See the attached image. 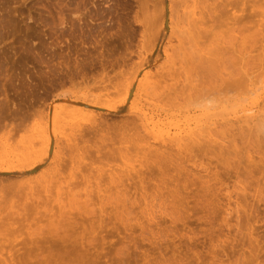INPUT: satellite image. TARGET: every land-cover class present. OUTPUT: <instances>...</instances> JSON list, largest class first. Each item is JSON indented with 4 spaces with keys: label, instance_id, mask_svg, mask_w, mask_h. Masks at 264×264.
Wrapping results in <instances>:
<instances>
[{
    "label": "rangeland",
    "instance_id": "rangeland-1",
    "mask_svg": "<svg viewBox=\"0 0 264 264\" xmlns=\"http://www.w3.org/2000/svg\"><path fill=\"white\" fill-rule=\"evenodd\" d=\"M263 118L264 0H0V264H264Z\"/></svg>",
    "mask_w": 264,
    "mask_h": 264
},
{
    "label": "bare ground",
    "instance_id": "bare-ground-1",
    "mask_svg": "<svg viewBox=\"0 0 264 264\" xmlns=\"http://www.w3.org/2000/svg\"><path fill=\"white\" fill-rule=\"evenodd\" d=\"M239 82H240V81L234 82V80H232V82L230 81L229 88H230L231 90L234 89L233 86H236V85H237L236 83H239ZM240 83H241V82H240ZM240 83H239V85H240ZM228 84H229V83H228ZM228 84H225V86H227ZM235 84H236V85H235ZM239 85H237V86H239ZM220 86H221V85H220ZM230 86H232V87H230ZM219 89H220V88H219ZM224 89H227V90H228V87H227V88L224 87ZM218 91H221V89L218 90ZM218 91H217V92H218ZM228 91H229V90H228ZM217 94H219V93H217ZM214 99H215V98H214ZM200 105H201V104H199L198 106H200ZM201 107L203 108V105H202ZM207 107H209V106H207ZM199 108H200V107H199ZM200 109H201V108H200ZM200 109H199V110H200ZM201 110H202V109H201ZM204 111H205V110H204ZM23 118H24V117H23ZM19 119L22 120V118H19ZM258 121H259V120H258ZM21 122H23V121H21ZM247 122H248V121H247ZM98 123H99V122H98ZM13 125H14V124H13ZM97 125H98V124H97ZM97 125L95 124V126H97ZM98 126H99V125H98ZM257 126L264 128V118L261 119V120L259 121V124H258ZM13 128H14V127H13ZM13 128H12V129H13ZM15 128H16V126H15ZM90 128H92V127H90ZM90 128H89V130H90ZM93 128H94V127H93ZM259 129H260V128H259ZM93 130H94V129H92L91 132H93ZM8 132H9V131H8ZM87 132H88V131H87ZM80 133H81V132H80ZM89 133H90V132H89ZM79 138H80V137H79ZM81 139H82V138H81ZM85 141H86V140H85ZM84 143H85V142H84ZM67 145H68V144H67ZM78 146H79V145H78ZM74 150H75V148H74ZM63 158H64V157H63ZM62 160H63V159H62ZM65 160H66V159H65ZM60 162H61V161H60ZM63 162H64V161H63ZM22 171H23V170H22L21 166H20V167H19V166H9L8 168H5L3 165H0V172H1V175H0V176H1V177H0V184H2V183L5 184L4 182H5V180L7 179V177H6V178H3L2 176H4V175H6V176H10V175H12V173H14V172H22ZM55 173H56V172H55ZM44 176H45V175H44ZM114 176H115V175H114ZM10 177H11V176H10ZM42 177H43V176H42ZM23 178H24V177H23ZM110 178H112V177H109V179H110ZM113 178H114V179H113ZM113 178L110 179V182H111V180L114 181L115 178H116V176L113 177ZM43 179H44V178H43ZM116 179H118V177H117ZM90 180H91V179H90ZM90 180H87V182L90 181ZM97 180H98V179H97ZM8 181H9V180H8ZM35 181H36V180H35ZM44 181H45V179H44ZM98 181H100V180H98ZM117 181H118V180H116L115 183L119 184ZM14 182H15V181H14ZM45 182H46V181H45ZM24 183H28V181H26V182H24ZM40 183H42V182L40 181ZM88 183L91 184V183H94V182H91V183L88 182ZM88 183H87V184H88ZM6 184H7V183H6ZM15 184H16V183H15ZM95 184H96V183H95ZM10 185H11V183H10ZM114 185H116V184H114V182H113L112 187H114ZM6 186H7V185H6ZM6 186H4V187H6ZM25 186H26V185H25ZM90 186H91V185H90ZM97 186H98V185H97ZM116 186H117V185H116ZM7 187H8V186H7ZM32 187H33V186H32ZM32 187L30 186V188H28L29 190H27V192L30 191V193H31V192L33 191V188H32ZM109 187L111 188V186H107V188H106V187L104 188L106 192H104L103 188L101 189V187H100V190H103L102 193L104 192V193L107 194V193H109V191H108ZM117 187H118V186H117ZM24 188H25V187H24ZM36 188H37V187H36ZM46 188H48V187H46ZM46 188H44V189H46ZM114 188H116V187H114ZM114 188H113V189L111 188L110 190H111V191L115 190V191H113V192L116 193V192H117V190H116L117 188H116V189H114ZM118 188H119V187H118ZM30 189H32V190H30ZM88 189H89V188H88ZM88 189H87V190H88ZM91 189H92V188H90V190H91ZM106 189H107V190H106ZM24 190H25V189H24ZM46 190H47V189H46ZM90 190H89V191H90ZM119 190H120V189H118V191H119ZM91 191H92V190H91ZM98 191H99V190H98ZM107 191H108V192H107ZM111 191H110V192H111ZM120 191H121V190H120ZM120 191H119V192H120ZM24 192H25V191H24ZM100 192H101V191H100ZM113 192H111V193H113ZM119 192H117L118 194L116 193V194H117L116 198L118 197V198L121 199V195H122L123 193H120L121 195L119 196ZM22 193H23V191H22ZM30 193H27V195L30 194ZM32 193H33V192H32ZM59 193H60V192H59ZM111 193H110V195H109L110 197L114 194V193H113V194L111 195ZM47 194H48V193H47ZM89 194H90V193H89ZM27 195H26V196H27ZM30 195H31V194H30ZM30 195H29V196H30ZM63 195H64V194H63ZM87 195H88V194H87ZM107 195H108V194H107ZM107 195H103V194H102V196H104L105 199H106L105 196H107ZM109 196H108V198H110ZM113 196L115 197V195H113ZM122 196H124V195H122ZM27 198H28V196H27ZM55 198H56V197H55ZM84 198H85V197H84ZM100 198H101V197H100ZM104 198L102 197L103 201L105 200ZM108 198H107V200H109V201H110V200H111V201L113 200V199H112L113 197H111V199H108ZM124 198H125V197H124ZM124 198L122 197L123 200H124ZM126 198H127V197H126ZM126 198H125V200H126ZM24 199H25V198H24ZM62 199H63V198H62ZM65 199H66V198H65ZM88 199L91 200L90 196H89V198H87V200H88ZM102 199H101V200H102ZM120 199H119V200L117 199L118 202L116 201L115 203H114V202H110V203H111V204H112V203H114V204L117 203V204H118V203L120 202V203H119L120 205H121V204L124 205L126 201H125V202H121V201H123V200L120 201ZM127 199H128V198H127ZM22 200H23V199H22ZM69 200H70V198H69ZM114 200H115V198H114ZM85 201H86V200H85ZM103 201H101V202H103ZM109 201L106 202V204H108ZM82 202H83V201H82ZM90 202H91V201H90ZM53 203H54V202H53ZM88 203H89V201H88ZM11 204H12V203H11ZM58 204H59V203H58ZM74 204H75V203H74ZM84 204H85V203H84ZM119 204H118V205H119ZM24 205H25V204H24ZM33 205H34V204H33ZM35 205H36V204H35ZM61 205H62V204H61ZM85 205H86V208H87V206L89 207L90 204L88 205L87 202H86ZM102 205H104V202H103ZM118 205H116V206H118ZM120 205H119L118 207H120ZM126 205H127V203L125 204V206H126ZM37 206H39V205H36L34 208H36ZM49 206H51V205H49ZM125 206H124V207H125ZM26 207H27V206H26ZM31 207H32V206H31ZM39 207H40V206H39ZM61 207H62V206H61ZM65 207H66V206H65ZM121 207H122V206H121ZM34 208H33V209H34ZM40 208H41V207H40ZM63 208H64V207H63ZM70 208H71V207H70ZM125 208H126V207H125ZM37 209H38V207L36 208V210H37ZM57 209H58V208H57ZM61 209H62V208H61ZM36 210H35V211H36ZM65 210H66V208H65ZM79 210H80V209H79ZM76 211H77V210H76ZM80 211H81V210H80ZM40 212H41V211H40ZM49 212H50V211H49ZM55 212H56V211H55ZM84 212H85V211H84ZM42 214H43V213H42ZM42 214H41V215H42ZM44 214H45V213H44ZM53 214H54V213H53ZM58 214H59V213H58ZM68 216H69V215H68ZM55 217H57V215H56ZM52 218H54V216H53ZM62 219H64L65 222L67 221V218L62 217V218L59 220V218L57 217V219L55 220V222H56L57 220H58V221H61ZM62 221H63V220H62ZM62 221H61V222H62ZM68 221H69V219H68ZM48 222H49V221H48ZM61 222H60V224L57 222V224H59V225L61 226V225H62ZM62 223L64 224V221H63ZM49 224H50V222H49ZM67 224L69 225L70 223H67ZM64 225H65V224H64ZM64 225H62V226L65 227ZM71 225H72V224H71ZM55 226H56V223H55ZM57 226H58V225H57ZM62 226H61V227H62ZM67 227H68V226H67ZM38 230H39V229H38ZM6 263H7V262H6Z\"/></svg>",
    "mask_w": 264,
    "mask_h": 264
}]
</instances>
